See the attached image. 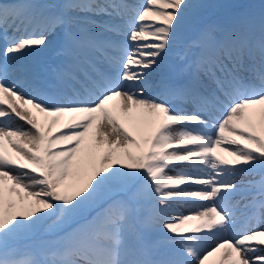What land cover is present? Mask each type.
Wrapping results in <instances>:
<instances>
[{"label": "snow or ice", "instance_id": "snow-or-ice-1", "mask_svg": "<svg viewBox=\"0 0 264 264\" xmlns=\"http://www.w3.org/2000/svg\"><path fill=\"white\" fill-rule=\"evenodd\" d=\"M210 257L264 264V0H0V264Z\"/></svg>", "mask_w": 264, "mask_h": 264}, {"label": "bare ground", "instance_id": "bare-ground-1", "mask_svg": "<svg viewBox=\"0 0 264 264\" xmlns=\"http://www.w3.org/2000/svg\"><path fill=\"white\" fill-rule=\"evenodd\" d=\"M16 123H17V124H22L23 122L17 120ZM213 259H215V261H214V263H215L216 260H217V257H210L209 260L206 262V264H210L209 262H210L211 260H213Z\"/></svg>", "mask_w": 264, "mask_h": 264}]
</instances>
